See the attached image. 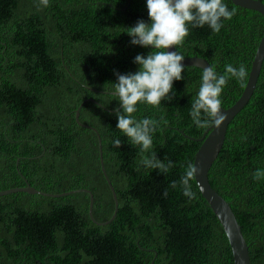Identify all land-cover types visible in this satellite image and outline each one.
<instances>
[{"label":"trees","instance_id":"obj_1","mask_svg":"<svg viewBox=\"0 0 264 264\" xmlns=\"http://www.w3.org/2000/svg\"><path fill=\"white\" fill-rule=\"evenodd\" d=\"M264 2V0H262ZM236 15L219 33L192 27L184 57L202 56L223 75L225 66L245 65L248 76L231 78L222 106L233 105L248 82L264 35V14L224 0ZM151 23L146 0H0V191L26 186L61 193L55 197L18 191L0 196V264H234L223 225L190 181L195 198L183 194L181 177L194 162L201 138L190 115L203 69L184 66V79L158 106L140 102L137 120L159 121L153 149L141 152L117 128L122 112L115 72L139 70L127 28ZM177 47V48H176ZM98 129L99 136L76 119ZM163 121H167L165 124ZM187 134L188 136H186ZM121 139L119 148L113 145ZM155 151L173 167L146 168L142 157ZM264 61L249 102L230 122L225 143L209 171L212 186L230 203L251 256L264 264ZM176 182V187L171 184ZM167 190V196L164 195Z\"/></svg>","mask_w":264,"mask_h":264},{"label":"clouds","instance_id":"obj_2","mask_svg":"<svg viewBox=\"0 0 264 264\" xmlns=\"http://www.w3.org/2000/svg\"><path fill=\"white\" fill-rule=\"evenodd\" d=\"M42 3L47 6L48 0H42ZM147 8L151 23L143 19L138 20L136 25L127 28L126 32L132 37L133 45L152 47L153 51L147 56L138 54L135 57L134 63L140 66L135 73L115 72L117 82L113 83L114 94L119 97L118 101L123 107L122 112L119 108L116 110L117 128L133 146H140V151L145 153L153 149V134L160 122L150 118L137 120L133 114L138 110V103L160 105L172 92L174 81L184 79L182 73L185 67L182 62L185 57L179 51L169 49L183 44L185 38L190 35L189 25H208L212 31L219 33L224 26L222 19L230 20L236 15V9L230 10L224 0H147ZM247 76L248 72L243 64L239 67L227 64L223 75L217 73L215 65L204 67L198 94L191 102L190 115L193 123L199 128H207L210 125L220 128L228 119L221 111L224 87L233 77L243 82ZM121 144L119 138L113 141L117 148ZM141 163L146 168L162 172L174 166L172 161L166 165L163 160L158 159L155 151L142 157ZM202 172L203 169L198 167L196 162H187L185 174L180 180L186 197L195 198L196 194L192 191L190 181ZM253 178H264V170L258 169ZM171 186L176 187V182ZM200 188L203 191V187ZM164 195L167 196V190Z\"/></svg>","mask_w":264,"mask_h":264},{"label":"water","instance_id":"obj_3","mask_svg":"<svg viewBox=\"0 0 264 264\" xmlns=\"http://www.w3.org/2000/svg\"><path fill=\"white\" fill-rule=\"evenodd\" d=\"M232 1L237 5L254 9L264 14V2L262 0H232ZM169 51H176L175 46H172L169 49ZM263 61H264V35L256 51L252 68L249 74L248 82L244 88L241 97L228 108L222 106L221 111L227 115L228 119L224 122V124L220 128H216L214 125L209 127L201 138H194L185 134L186 136L192 139H197L198 141L202 142L198 151L195 154L194 162H196L198 167L203 169V172L202 174L197 175L196 180L199 185V188L200 186L203 187V191H201L203 196L206 198L209 205L212 207L213 211L215 212L216 216L218 217V219L220 220L221 224L225 229V232L228 236V239L230 241L233 250L234 264H251L249 245L244 236L241 224L239 223L238 218L233 208L231 207L230 203L212 186L209 180V171L213 163L215 162L216 158L218 157L220 151L223 148L230 122L238 114V112L241 111V109H243V107L249 102L256 89L257 82L261 74ZM182 63L184 64V66H198L202 69L204 67H209L211 65V63L205 57L202 56L185 57ZM76 119L79 124L86 127H90L97 132L100 141L101 164L104 172H106L104 165V158H103L102 139L98 129L94 126L85 124L80 121L79 109L77 110L76 113ZM18 191L28 192L32 194L40 193L55 197L65 196L80 191L89 192L91 194L89 213L93 221L96 222L97 224H106L112 221L117 215L118 206H119L118 197L116 192L114 191V198L116 202L115 213L113 214L112 218L109 221L99 222L93 215L94 194L92 193L91 190L87 188H79V189L64 191L61 193H50V192L41 191L36 187H34L33 185H31L30 183H28L26 186L12 187L9 189L1 190L0 196ZM152 264H154V262Z\"/></svg>","mask_w":264,"mask_h":264}]
</instances>
